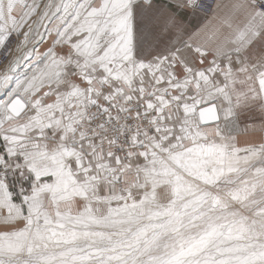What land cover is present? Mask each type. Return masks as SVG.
Segmentation results:
<instances>
[{
    "label": "snow or ice",
    "instance_id": "snow-or-ice-1",
    "mask_svg": "<svg viewBox=\"0 0 264 264\" xmlns=\"http://www.w3.org/2000/svg\"><path fill=\"white\" fill-rule=\"evenodd\" d=\"M0 264H264V0H0Z\"/></svg>",
    "mask_w": 264,
    "mask_h": 264
},
{
    "label": "built area",
    "instance_id": "built-area-1",
    "mask_svg": "<svg viewBox=\"0 0 264 264\" xmlns=\"http://www.w3.org/2000/svg\"><path fill=\"white\" fill-rule=\"evenodd\" d=\"M3 55V53H0V56H2Z\"/></svg>",
    "mask_w": 264,
    "mask_h": 264
}]
</instances>
